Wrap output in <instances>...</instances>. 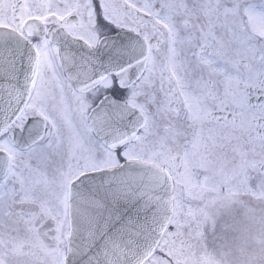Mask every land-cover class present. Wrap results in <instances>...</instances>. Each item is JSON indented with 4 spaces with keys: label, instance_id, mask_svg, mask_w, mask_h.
<instances>
[{
    "label": "snow or ice",
    "instance_id": "snow-or-ice-1",
    "mask_svg": "<svg viewBox=\"0 0 264 264\" xmlns=\"http://www.w3.org/2000/svg\"><path fill=\"white\" fill-rule=\"evenodd\" d=\"M0 264H264V0H0Z\"/></svg>",
    "mask_w": 264,
    "mask_h": 264
}]
</instances>
